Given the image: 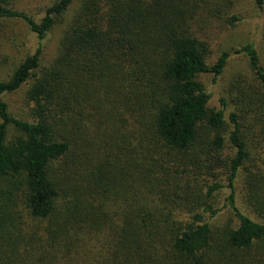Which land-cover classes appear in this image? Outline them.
Here are the masks:
<instances>
[{"label":"trees","instance_id":"16d2710c","mask_svg":"<svg viewBox=\"0 0 264 264\" xmlns=\"http://www.w3.org/2000/svg\"><path fill=\"white\" fill-rule=\"evenodd\" d=\"M0 81V264H264V67L210 108L198 31L234 27L241 0H53ZM263 10L264 0H252ZM63 26L53 59L43 42ZM28 85L25 118L5 95ZM227 192L224 205L216 200ZM224 210L228 219L215 226Z\"/></svg>","mask_w":264,"mask_h":264},{"label":"rangeland","instance_id":"374dc122","mask_svg":"<svg viewBox=\"0 0 264 264\" xmlns=\"http://www.w3.org/2000/svg\"><path fill=\"white\" fill-rule=\"evenodd\" d=\"M53 0H16L12 8L35 21L41 19L45 10ZM78 6V0H73V5L66 16L69 19L71 13ZM234 13L239 20L234 27H228L224 22L215 21L209 23L198 32L204 35L209 45L210 54L208 65H213L222 53H228L230 58L223 73L213 79L209 74L203 75L199 80L203 83L208 95H210L209 107L218 109L220 100H224L229 111L234 110L235 88L243 80L250 78L246 60L242 55L234 54L242 46L254 43L264 67V8L258 10L252 4V0H241L235 7ZM63 26L55 27L43 42L41 64L47 65L54 57L61 37ZM38 47L37 37L30 33L26 24L17 19L5 20L0 23V81L5 80L10 71L26 56L32 55ZM28 85L22 86L17 92L3 97L9 111L18 118H25L27 104L25 93ZM227 192L220 193L216 200L218 208L224 205ZM228 219V211L224 210L212 222L218 226Z\"/></svg>","mask_w":264,"mask_h":264}]
</instances>
